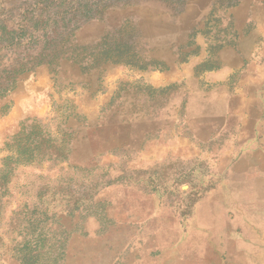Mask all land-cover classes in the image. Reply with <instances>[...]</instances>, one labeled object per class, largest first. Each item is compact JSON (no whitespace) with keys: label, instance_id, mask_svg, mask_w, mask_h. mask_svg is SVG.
Segmentation results:
<instances>
[{"label":"rangeland","instance_id":"rangeland-1","mask_svg":"<svg viewBox=\"0 0 264 264\" xmlns=\"http://www.w3.org/2000/svg\"><path fill=\"white\" fill-rule=\"evenodd\" d=\"M2 40L0 264H264V0H0Z\"/></svg>","mask_w":264,"mask_h":264},{"label":"trees","instance_id":"trees-1","mask_svg":"<svg viewBox=\"0 0 264 264\" xmlns=\"http://www.w3.org/2000/svg\"><path fill=\"white\" fill-rule=\"evenodd\" d=\"M71 1H73V0H71ZM77 1V3L79 4V5H81L82 3H84L85 5H88V3L90 2V1H92V0H76ZM109 0H97V2L99 3V4H105V2L107 3ZM163 1H165V2H171V3H175V5L176 4H181V2L183 1V0H163ZM2 43H6V41H4L3 42V40L2 41H0V45L2 44ZM12 43V42H11ZM0 50H1V48H0Z\"/></svg>","mask_w":264,"mask_h":264}]
</instances>
